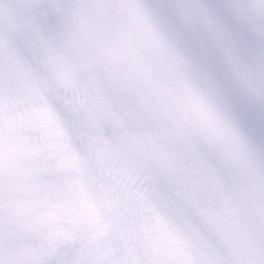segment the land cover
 I'll return each mask as SVG.
<instances>
[{
  "label": "clouds",
  "instance_id": "obj_1",
  "mask_svg": "<svg viewBox=\"0 0 264 264\" xmlns=\"http://www.w3.org/2000/svg\"><path fill=\"white\" fill-rule=\"evenodd\" d=\"M0 264H264V0H0Z\"/></svg>",
  "mask_w": 264,
  "mask_h": 264
}]
</instances>
